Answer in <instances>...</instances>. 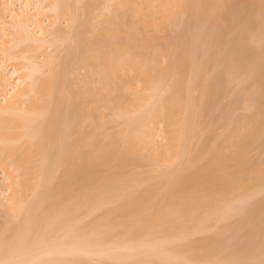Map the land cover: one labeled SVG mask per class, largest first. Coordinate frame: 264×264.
<instances>
[{
	"label": "bare ground",
	"instance_id": "bare-ground-1",
	"mask_svg": "<svg viewBox=\"0 0 264 264\" xmlns=\"http://www.w3.org/2000/svg\"><path fill=\"white\" fill-rule=\"evenodd\" d=\"M46 1L6 0L0 3V10L9 13L12 19L11 26H7L10 24L7 21H0V41L3 45L14 43L17 39L12 41L11 37L18 36L20 39L15 45L29 42L31 50H34L32 53L36 54L35 51L41 53L46 48L53 49L57 40L68 42L74 39L77 42L76 47H69L68 55L65 54L66 58L61 63L56 55L44 52L42 63L33 54L24 66L11 62L13 72L10 82L7 68L12 55L2 45L5 50L0 52V169L8 173L5 181L9 184L3 192L6 194L5 202L10 203L6 210L18 212L23 222L0 228V260L3 258L0 264H11L10 260L7 261L9 257H18L12 264L63 263L67 260L64 259L66 257L59 258L63 254L79 255L72 264H89V259L80 258V254H103L110 262L122 264L127 255L125 262L139 254L144 257L156 255L158 260L164 253L162 257L171 262L175 259L179 261L182 254L190 251L196 252L193 260L198 264L212 261L210 258L214 255L222 254L229 259L214 262L235 264L234 260H246L262 251L264 197L252 204L248 200L252 194H257L255 190L264 187V0H158L156 5L154 0H146L151 19L147 17L144 23L152 25L150 22L160 14L155 19L159 21V27L163 24H173L174 27L177 24V27L183 28L178 27L182 31L179 35L176 26L173 28L177 36L169 41L170 50L164 46L166 51L169 50L167 53L171 54V60L166 53V56L163 53L165 57L154 54L159 46L151 44L156 48L153 53L146 49L147 46L143 48L144 45L136 43V30L131 34H135L132 39L117 37L119 34L115 31L112 36L116 39L115 43L108 45V50L103 52L98 42L90 44L89 40L84 41L85 23L75 6H68L65 0H55L57 4L50 9ZM146 1L126 0L123 5H128V10L130 8L139 14L142 12L140 4H147ZM81 6L77 9L81 10ZM67 10L72 20L71 31L63 33L64 29H59L61 26L56 28L57 21L54 20L55 23L51 19L55 15H65ZM150 10L154 11L153 15H150ZM155 10L158 11L156 14ZM185 13L188 22L180 20ZM103 36L105 33L98 37ZM133 39L144 52L147 50L154 55L146 57V52H139L141 48L137 52L132 46ZM163 45H168V42ZM84 50L89 54L93 50L94 57H86V52L81 55ZM75 52L80 61L76 65L87 64L93 71L94 82L98 81L99 84H96L104 89L93 90L102 94V104L108 108L118 106L125 111L120 121L122 131L108 133V141L101 140L95 131H85L83 124L81 130L80 116L86 105L83 96H79L82 99L76 98L75 89H72L74 93L69 92L71 85L68 92L63 93L66 81H70L64 71ZM2 54L5 59L1 58ZM161 58L171 61V65L161 69ZM45 69L54 71L52 78H38ZM24 70L30 73L26 74ZM128 70L135 72L140 87L131 80L128 83L125 81ZM236 74L244 79L231 103L224 107L223 100L231 94L230 82ZM126 87L134 92L135 100L141 107L136 110L139 112L136 115L129 106L123 109L125 100H118ZM39 93L49 101L39 99ZM82 93L84 95V91ZM96 93L88 94L100 98V94L94 95ZM98 98L94 97V100ZM124 98L128 99L127 94ZM90 101L93 104L99 102ZM102 104H99L100 107ZM183 109L186 114L181 119ZM241 109H252L254 113L238 114ZM89 114L87 116L90 117L92 114ZM154 121L164 125L161 132L170 135L169 161L175 163L171 169L174 176L170 181L167 177L164 179L166 182L162 179L164 183H160L158 191L147 187L145 175L126 172L129 165L158 159L160 151H149L146 139L151 137L148 126L149 123L154 125ZM219 128L224 130L221 135L216 133ZM208 129L214 134L204 137V141L201 139L203 142L198 148H192V141L201 137L200 131ZM256 153L259 157L255 156ZM13 171L18 176L13 175ZM164 172L161 174H169ZM15 180L18 182L15 183ZM129 187L133 190L127 193ZM37 189L42 192L37 193ZM26 191L34 192L32 201L27 200ZM101 210L103 214L93 223L78 220L82 211L95 213ZM146 212H149L148 216ZM207 216L218 222L240 217L233 225L231 222V225L221 224L218 237L212 235L204 242H191L188 235L206 231L203 225L207 221L202 220ZM218 217L220 220H217ZM189 221L198 223L191 227L195 229L198 226L191 234L185 226ZM147 236L161 237L162 241L165 240L162 243L167 245L163 247L162 243L154 242L160 246L141 249L146 245L143 240ZM122 237L127 241L123 239L125 245L120 242ZM184 237L188 240L180 239ZM173 239L179 244L174 246ZM119 245L121 250L126 248L134 254L120 256L123 253ZM107 248L110 252L105 250ZM227 248L230 251L225 253ZM4 258L7 259L5 262Z\"/></svg>",
	"mask_w": 264,
	"mask_h": 264
},
{
	"label": "rangeland",
	"instance_id": "rangeland-1",
	"mask_svg": "<svg viewBox=\"0 0 264 264\" xmlns=\"http://www.w3.org/2000/svg\"><path fill=\"white\" fill-rule=\"evenodd\" d=\"M4 1H6V0H0V3H2V2H4ZM56 1H58V0H56ZM55 0L53 1V0H47L46 2H47V7L49 6L50 7V9H53V7H54V5H56L57 4V2H56ZM66 1V3L67 4H69L68 6H70V4H71V6L73 5V6H75L76 8V11L79 13V16L84 20V27H83V30L86 32H84V34H83V36H84V41H86V39L87 40H89L88 42L91 44L92 42H98L97 43V45L98 44H100L99 45V48H102V50H103V52H106L108 49V45L110 46V45H112L113 43H115V42H113L114 41V39L115 38H113L114 37V34H115V31H116V34H119V36H117V35H115V36H117V37H123V39L124 38H127L128 39V37L130 38L131 37V39H132V36L133 37H135L134 35H131V34H133V33H135L136 31H137V41H136V43H138V44H142L141 46H143V48L144 47H146V49L148 48V50H149V52H155V49L156 48H154V47H157V46H159V47H157V52H155L154 54H159V55H161V57L162 56H166V54L168 55V57H169V60H171L172 59V56H171V54H170V56H169V54L167 53V51H169L170 50V47H169V45H170V42L173 40V38L175 37V36H177L176 35V33L175 32H173L174 30H173V28H175V26H176V28H175V30H179L177 33H178V35H179V33H181L180 32V29L177 27V24L174 26V27H172L173 26V24H172V26L170 25V24H163L164 25V28H163V25L162 26H160L159 27V21L158 20H156V21H158V23L155 21V19H156V17H157V15H156V17H155V19H154V21L153 22H155V24L156 25H154L153 26V22H150V23H152V25H150L149 24V26L146 24V22L144 23V21H146L147 19V17H148V19L150 18L151 19V17L149 16V12H148V9H150V6L148 7V6H146V5H148V3H147V1L146 0H140V2H144L145 3V1H146V3L147 4H140L139 2V4H140V6H141V8L142 9H140V11H142L141 13H139V14H141V16L140 17H138V13H134L133 12V10L132 9H130L129 8V10H128V5H123L125 2L124 1H126V0H65ZM80 3H79V2ZM137 1H139V0H137ZM152 1V0H151ZM155 2V5H156V2H158V0H154ZM56 3V4H55ZM83 3V4H82ZM91 4V6L92 7H90V4ZM93 3V4H92ZM120 3V4H119ZM153 3V2H152ZM154 3H153V5H154ZM54 4V5H53ZM82 6H81V5ZM52 5V6H51ZM78 5V6H77ZM88 5V6H87ZM114 5L116 6V7H118V8H116V7H114ZM81 6V10L80 9H77V7L79 8ZM122 6H127V8L126 7H122ZM157 6H158V4H157ZM87 7V8H86ZM113 7V8H112ZM91 8V9H90ZM112 8V9H111ZM116 8V9H115ZM148 8V9H147ZM50 9H49V11H50ZM88 9H90V10H88ZM117 9H118V11H117ZM88 11V12H85V11ZM111 10H113V11H111ZM115 10L117 11L116 13H117V15H116V13H114L115 12ZM68 11V10H67ZM81 11V12H80ZM83 11V12H82ZM131 11V12H130ZM140 11H138V12H140ZM151 11V13H150V15L154 12V11H152V10H150ZM2 12V13H1ZM51 12V11H50ZM69 12L70 11H68V12H65L66 14L64 15H62V16H56L55 15V17L53 18L52 17V19H51V21L53 22L54 20H56L57 21V23H56V25H58L56 28H58L59 26H61V28H59V29H64L62 32L64 33L65 32V30H66V32H69L68 30L70 29V31H71V22H72V20H71V17H70V15H69ZM156 12H158V11H156L155 10V14H156ZM5 12H3V11H1L0 10V21H2V22H6L7 21V23H10V22H12V19L9 17V13H5ZM77 13V14H78ZM120 13V14H119ZM131 13H132V15H131ZM3 14V15H2ZM52 12H51V14H49V15H51L52 16ZM84 14H86V15H84ZM88 14H89V16H88ZM119 14V15H118ZM135 16H137V17H135ZM186 14V13H185ZM124 15V16H123ZM153 15V14H152ZM54 16V15H53ZM85 16V17H84ZM86 16H87V19H86ZM117 17V18H114V17ZM122 17V18H120V17ZM158 16H160V14L158 15ZM183 16V15H182ZM187 16V14L185 15V17L184 18H180V20L181 19H183L184 20V22H185V19L187 18L186 17ZM154 17V16H153ZM4 18V19H3ZM159 17H157V19H158ZM143 19H145V20H143ZM153 19V18H152ZM89 20V21H88ZM105 20H107V21H105ZM109 20V21H108ZM128 20V21H127ZM179 20V21H180ZM182 20V21H183ZM187 20V19H186ZM86 21V22H85ZM149 21V20H148ZM178 21V22H179ZM189 21V18H188V20H187V22ZM105 22H108V23H105ZM129 22V23H128ZM186 22V23H187ZM102 23V24H101ZM129 25H128V24ZM183 23V22H182ZM106 24V25H105ZM110 24V25H109ZM181 23H179L178 25H180ZM11 26V23L10 24H8L7 26ZM145 25H147V27L145 26ZM167 25H169L170 27H167ZM182 25V24H181ZM185 25V24H184ZM183 25V26H184ZM126 26V27H125ZM136 26V27H135ZM141 26V27H140ZM152 26H153V28H152ZM183 26H181V27H183ZM116 27H117V29H116ZM128 27H129V29H128ZM143 27V28H142ZM149 27V28H148ZM172 27V28H171ZM126 29V30H124V29ZM147 28V30H145V29ZM159 28H161V29H159ZM171 28V29H170ZM120 31H119V30ZM183 29V28H182ZM181 29V30H182ZM112 30V31H111ZM118 30V31H117ZM133 30V31H132ZM136 30V31H135ZM139 30H141V31H139ZM145 32H144V31ZM162 30H164V31H162ZM109 31H111L110 32V34H109ZM114 31V32H113ZM127 31H129V32H127ZM132 31V32H131ZM135 31V32H134ZM113 32V33H112ZM119 32V33H118ZM122 34H121V33ZM125 32V33H124ZM126 32H127V34H126ZM174 33V36H173V33ZM101 33H105V36H103L102 38H99L98 36H101ZM107 33V34H106ZM111 33L113 34V35H111ZM123 33H124V35H123ZM138 33L142 36H139L138 35ZM144 33H146L145 35H144ZM130 34V35H129ZM86 35V36H85ZM147 35V36H146ZM109 36V37H108ZM113 36V37H112ZM128 36V37H127ZM138 36H139V38H138ZM172 36V37H171ZM52 37H54V36H52ZM56 37V36H55ZM86 37V38H85ZM98 38V39H96V38ZM140 37H141V40H140ZM149 37V38H148ZM151 37V38H150ZM155 38V39H153V38ZM171 39H170V38ZM10 38V37H9ZM14 40H13V39ZM17 39V41H15L16 39ZM50 38V37H49ZM95 38V39H94ZM143 38H144V40H143ZM11 39H12V41H15L14 43L13 42H8V44L7 45H3L2 44V42L0 41V43H1V45H0V52L4 49V48H6V49H8L7 51H9L8 53H10V55H12L11 56V60H9L8 62H9V64H10V66H8V68H7V71H8V69H9V73L7 72V75L9 74V76L7 77V78H9L10 76H11V73L13 72V68H12V66L13 65H21V66H24V65H26V64H28V59L30 58V57H32L33 55H37L38 56V58H37V60H39L38 62H40V63H42V62H44V60L43 59H45L43 56H41L42 55V53L44 52V53H46L47 55H52L53 54V56H55V57H57L56 59H57V61H58V59H59V61L58 62H62L65 58H66V56L68 55V49H69V47L71 46V48H74V47H76V41L74 40V39H70V40H72V41H70V40H68V42L66 41H63V40H57V44H56V46H57V48H56V46H54V48H55V50H54V48L52 49H48V48H46V50H41V51H39V52H41V53H38V52H36L35 51V53L36 54H34V53H32V52H34V50H31V46H30V44H29V42H26V43H23V42H21V43H19V45H15L17 42H18V39H20V38H18V36H12L11 37ZM52 40H54L53 38H51ZM139 39V40H138ZM151 39H153V40H151ZM170 39V40H169ZM95 40V41H94ZM101 40V41H100ZM126 40V39H125ZM134 40V42H132V46H134L135 47V50L138 52L139 50L138 49H140L141 47H139L140 45H138V44H136L135 43V39H133ZM166 40H168L167 42H168V45H163V44H167V42H166ZM11 41V40H10ZM54 41H56V39L54 40ZM73 41H74V44H73ZM105 41V42H104ZM107 41H109L108 43H107ZM115 41H116V39H115ZM145 41V42H144ZM147 41V42H146ZM148 41H153L152 43L150 42H148ZM155 41H156V43H155ZM166 43H165V42ZM170 41V42H169ZM49 42V41H48ZM52 42V41H51ZM50 42V43H51ZM70 42V43H69ZM76 42V43H75ZM103 42V43H102ZM142 42V43H141ZM11 43V44H10ZM49 43V44H50ZM68 43V44H67ZM89 43L87 44V42H86V44L87 45H89ZM101 43L103 44V46H101ZM48 44V45H49ZM52 44V43H51ZM154 46V47H152V45ZM161 44V45H160ZM4 46V48H3V46ZM48 45H47V47H48ZM5 46H7V47H5ZM50 46V45H49ZM73 46V47H72ZM104 46L106 47V48H104ZM149 46V47H148ZM164 46H166V48H169V50H167L166 51V49H165V47ZM152 49H151V48ZM154 48V49H153ZM164 50H162V49ZM32 49H33V47H32ZM57 49V50H56ZM107 49V50H106ZM142 49V48H141ZM141 49H140V51L139 52H144L143 51V49H142V51H141ZM159 49H161L162 51H160ZM5 50V49H4ZM52 50H53V52H52ZM86 50V49H85ZM84 50V52L83 53H81V55L82 54H84L86 51H89L88 49L85 51ZM98 51H101V49H97ZM154 50V51H153ZM172 50H174L175 51V49H171V51ZM93 51V50H92ZM91 50H90V54H89V52H86V54H85V56L86 57H94V55L95 54H93V52H92ZM147 51V50H146ZM145 51V52H146ZM166 51V52H165ZM170 51V52H171ZM102 52V51H101ZM144 52V53H145ZM149 52L147 53L146 52V57H147V55L149 56H152V55H154V54H152V53H150L149 54ZM160 52V53H159ZM162 52V53H161ZM173 52V51H172ZM96 53H98L97 51H96ZM163 53H164V55H163ZM166 53V54H165ZM175 53V52H174ZM33 54V55H32ZM39 54V55H38ZM65 54H66V56H65ZM75 54H76V52L74 53V57L76 58L77 56H75ZM93 55V56H92ZM144 55H143V57H144ZM164 56V57H165ZM74 57L73 58H71L70 59V61H69V64H67L68 66H66L65 68H66V71H64L65 72V74H66V77H67V80H70V81H68V83H67V81H66V85H65V91L63 92V93H66V92H68V89H69V92H70V90L73 92V90L74 91H76L77 92V90L76 89H78V92L76 93H74V94H76L75 96H76V98H79V99H82V97H79V96H83V101L86 103V105H85V108H84V110H83V113L81 114L82 115V117L80 116V128H81V126H82V124H83V126H82V128L83 129H85V131H87L88 129L90 130V132H96V136L98 135V137L99 138H101V140H103V141H108V133H109V135H111L113 132L115 133V132H117L118 130L120 131L122 128H121V116L125 113V111H122V108L120 107H118V106H115V108L114 107H110V108H108V106L106 107V105H104V104H102L103 102L102 101H100L101 100V95L102 94H100V92L99 93H96V91H94L96 94H94V95H97V94H100V98H98L99 96H93V94H88V93H94L93 92V90H95L96 88H99V90H102L101 88H100V86L101 85H97L96 84V82L99 84V82L98 81H96V82H94L95 80H93V77H92V73H93V71L88 67V65L86 64H84V63H82L83 64V66H80L81 65V63H79L80 65H76L78 62H80V61H78L79 60V58H76V59H74ZM171 57V58H170ZM1 58L2 59H5L6 57L2 54L1 55ZM40 58H42V59H40ZM145 58V57H144ZM150 58V57H149ZM145 59H147V58H145ZM164 58H161V61H160V63H162L161 64V69H166V68H164V67H169L171 64H170V62L169 61H167L166 59H164ZM168 59V58H167ZM26 60H27V62H26ZM40 60H42V61H40ZM13 63V65H12V63ZM77 62V63H76ZM169 65V66H168ZM87 66V67H86ZM84 67V68H83ZM86 67V68H85ZM65 70V69H64ZM89 70H90V72H89ZM24 72L27 74V73H30V71H28V70H24ZM54 71H50V70H48V69H45V70H43L42 71V74H40L39 76H38V78H40V79H50V78H52L53 76V73ZM67 72V73H66ZM92 72V73H91ZM91 75V76H90ZM42 76V77H41ZM136 75H135V72L134 71H129L128 70V74L126 75V79L127 80H125L126 82L128 81V82H130V80L132 81L131 83H135L134 85L135 86H137V87H140V85H139V80L137 81V77H135ZM242 75H239V74H236L235 75V77L232 79V81L230 82V86H231V90H232V92H231V94L229 95V96H227L224 100H223V104H224V107L225 106H228L230 103H231V100L233 99V97H234V95L237 93V91L240 89V87H241V83H242V81H243V79H244V77L242 76ZM37 77V76H36ZM11 78V77H10ZM9 78V80H8V82H10L11 81V79ZM190 79V78H189ZM72 82V83H71ZM127 82V83H128ZM70 83V84H69ZM68 84V85H67ZM72 86V88H71V86ZM70 86V87H69ZM69 87V88H68ZM86 87H88L87 89H84V88H86ZM135 88V87H134ZM63 89V90H64ZM73 89V90H72ZM83 90L84 91V95H81V94H83L82 92L83 91H81V90ZM92 90V91H90V90ZM67 90V91H66ZM79 90H80V92H79ZM88 90V91H87ZM104 90V89H103ZM102 90V91H103ZM130 89H128L127 87L123 90V93L121 92V94H122V96H121V98H119V96H118V100L120 101V99L123 101V100H125V105H123V109H124V106H129V107H131V111H133V114L134 115H136V114H138L137 112H136V110L138 109V111H139V109L141 108V107H139V103L138 102H136V100H135V97H134V95H133V91L132 90H130ZM90 91V92H89ZM195 91V90H194ZM87 94H86V93ZM127 94V97H128V101H126V99L124 98V99H122V97H125V93ZM79 93V94H78ZM192 93H194V92H192ZM69 94V93H68ZM67 94V95H68ZM123 94H125V95H123ZM197 94H199V91H198V93ZM77 95H78V97H77ZM87 95V96H86ZM88 95L90 96V97H88ZM103 95H104V92H103ZM119 95H120V93H119ZM192 95V94H191ZM195 95H196V92H195ZM200 95V94H199ZM92 96H93V98H92ZM117 96V95H116ZM193 96V95H192ZM37 97L39 98V99H45V97H44V95H41L40 93L37 95ZM84 97L86 98V99H88V100H84ZM94 97H96V98H98V100H99V102H95L96 104H93L92 103V101H90L89 102V100H93V101H98L97 99H95L94 100ZM196 97V96H195ZM197 97H198V95H197ZM91 98V99H90ZM194 98V97H193ZM44 101H46V102H48L49 100H48V98H46ZM86 101H88V102H86ZM117 102V101H116ZM116 102H115V104H116ZM121 102V101H120ZM124 102V101H123ZM93 105H92V104ZM102 104V107H100L101 105H99V104ZM47 104V103H46ZM98 104V105H97ZM123 104V103H122ZM89 105V106H88ZM103 105H104V107H103ZM116 105H118V102H117V104ZM87 107H89V108H87ZM91 108H92V110H91ZM93 108H94V110H93ZM133 108V109H132ZM183 108V107H182ZM88 111V113H87V111ZM135 109V110H134ZM184 109H186V108H184ZM183 109V110H184ZM91 112H90V111ZM92 111H93V113H92ZM182 111V110H181ZM185 111V112H184ZM183 111V117H180L181 119H183L184 117H185V114H186V110H184ZM92 114V115H90V114ZM179 113H181L180 111H179ZM238 114H253L254 113V110H252V109H241V110H239L238 112H237ZM87 114H89L90 115V117L89 116H87ZM181 115V114H180ZM92 116V117H91ZM178 116V115H177ZM85 117H89L88 118V120L87 119H85ZM84 118V119H83ZM179 119V118H178ZM82 120H83V122H85V123H83L82 122ZM87 120V121H86ZM177 120V119H176ZM180 120V119H179ZM178 121V120H177ZM183 121V120H182ZM182 121H179V122H182ZM156 122H158V121H154V123L155 124H157V125H155L154 123V125H151L150 123H149V125L150 126H148L149 128H148V130H149V133L151 134V137H147L146 139L148 140V149H149V151H151V152H155V151H160L159 152V156H158V159H156V160H145V161H143L142 163H140L139 165H129V166H127L126 167V172H127V174L129 173V174H137V175H142V176H144L145 175V177H147L146 178V180L147 181H145V184L147 185V187L148 188H151L152 190H154V191H158L160 188V183H162L163 181H161L162 179L164 180V179H166V177H167V180H171V178L174 176V172L173 171H171V169H173V165L175 164V163H173V162H171V161H169V159H170V157H169V154H170V151H169V145H168V143H169V138H170V135H167L166 133H164L165 131H163V132H161L162 130H164V128H163V126L164 125H162V124H159L158 125V123H160V122H158V123H156ZM121 125V126H120ZM63 125H61V127H62ZM85 126V127H84ZM82 128H81V130H82ZM163 128V129H162ZM162 129V130H161ZM88 130V131H89ZM91 130H93V131H91ZM84 131V130H83ZM118 131V132H119ZM122 131V130H121ZM94 132V133H95ZM205 131L203 130V132H201L200 131V135H201V137L200 138H196L195 140H193L192 142H193V144L194 145H192V148H198L201 144H202V142L204 141V137H206L207 138V136L208 135H213L214 133H212L209 129L208 130H206V132L204 133ZM113 133V134H114ZM163 133V134H162ZM216 133H219L218 135H221V134H223L224 133V130L222 129V128H219L218 130H217V132ZM210 137V136H209ZM201 139H203V141L201 140ZM89 139L87 138V141H88ZM201 142V143H200ZM190 143H191V140H190ZM189 143V144H190ZM194 146V147H193ZM255 156L256 157H259V153H256L255 154ZM174 167H175V165H174ZM11 170V169H10ZM9 170V171H10ZM12 171V170H11ZM10 171V172H11ZM15 171V170H14ZM14 171H13V175H15V176H18L17 175V173H14ZM164 171H166V173H169L168 175H163V174H161V173H163ZM6 172V171H5ZM5 172H3V169H0V228L1 227H10V226H14V225H18V224H21L22 222H23V217L18 213V212H7V210H6V207L10 204V203H6L5 202V199H6V194H3V192H5V190H6V186L9 184L8 182L9 181H5V180H7V177H8V173L6 172V174H5ZM17 172V171H16ZM132 172V173H131ZM173 172V173H172ZM172 173V174H171ZM19 174V173H18ZM164 174H165V172H164ZM14 176V177H15ZM161 181V182H160ZM165 182H166V180H164ZM6 182V183H5ZM18 182V180H15V183H17ZM168 182V181H167ZM4 183V184H3ZM164 183V182H163ZM144 184V185H145ZM131 190H133V188L132 187H129L127 190H126V192L128 191H131ZM40 192H42L41 191V189H37V193H40ZM127 192V193H128ZM255 192H257V194L256 193H254V194H256V195H253L252 194V197L248 200L251 204L252 203H255L256 201H258V199L260 200V197L262 198V197H264L263 195H264V187H261V188H259V189H257V191L255 190ZM2 193V194H1ZM248 193H252V192H248ZM3 195V196H2ZM34 192L33 191H26V197H27V200L28 201H32L33 199H34ZM249 198V197H248ZM3 199V200H2ZM6 203V204H5ZM8 204V205H7ZM102 212H104L103 210H101V211H97V212H95V213H90V212H86V211H82V212H80L79 213V217H78V220H79V218H80V220L82 221V222H85V223H93L94 221H96L97 220V218H99V215H101V214H103ZM149 215V212H146V216H148ZM212 216V215H211ZM240 217V216H239ZM238 216H236V217H231V220H229V221H221L220 219H219V217H218V219L217 220H220L219 222L218 221H214L213 219L211 220L210 218H209V216H207V217H205V218H203V220H202V222L204 221L205 222V219H206V223H205V225H203V227H206V228H204L206 231L205 232H202V233H198L197 232V234H194V235H191L190 237H189V235H188V239L189 240H191V242H194V241H196L195 243H197V241H202V242H204L205 240H207V239H209L212 235H213V237H214V235H216L217 237L219 236V234H221V232L219 231V228L221 227V224H222V226H223V224H224V226L225 225H228L229 224V222H231V224L233 225V224H235L234 223V221H239V220H237L238 218H239ZM212 218H214V216L212 217ZM216 218V217H215ZM221 218V217H220ZM222 220L223 219H225V218H221ZM209 220H211V221H209ZM233 222V223H232ZM195 223V222H194ZM192 224V222H188V223H186V229H187V231L191 234L192 232H193V229H194V227H193V229L191 228L193 225H195V224H198V223H195V224ZM226 223V224H225ZM231 224H229V225H231ZM5 225V226H4ZM7 225V226H6ZM9 225V226H8ZM220 226V227H219ZM196 228L194 229L195 231H196V229H197V227L198 226H195ZM219 227V228H218ZM251 228V227H250ZM120 230V229H119ZM202 230V229H201ZM204 231V230H203ZM220 232V233H219ZM188 233V234H189ZM194 233V232H193ZM217 233H219L218 235H217ZM86 235H88V234H86ZM186 236V235H185ZM210 236V237H209ZM221 236V235H220ZM206 238V239H205ZM120 239V238H119ZM122 239V241L120 240V242H122V244L123 245H125L126 243H127V241H126V239L125 238H121ZM126 241V243L124 242V240ZM161 239V240H160ZM165 239V238H164ZM180 239H183V240H185L186 239V237H184V238H180ZM188 239H186V240H188ZM174 240V239H173ZM172 240V241H173ZM177 240V239H176ZM165 241V240H164ZM164 241H162V238L161 237H158V236H147L146 238H144V240H143V242H145L144 244H146V245H143V248H141V249H149V248H151V247H158V246H160V245H164V246H166L165 244H163L162 242H164ZM171 241V242H172ZM180 241V240H179ZM154 242H157V243H162V244H160V245H158V244H155ZM168 241L166 240V243H167ZM170 242V243H171ZM178 242V241H177ZM183 242H186V241H183ZM190 242V241H189ZM173 243H175V240H174V242H172V244ZM180 243H182L181 241H180ZM201 243V242H200ZM119 244H121V243H119ZM141 244H143V243H141ZM141 244H139V245H141ZM168 244H169V242H168ZM179 244V243H178ZM178 244H174V246H176V245H178ZM158 245V246H157ZM120 246V252L121 253H123V255H120V256H125V255H127V254H132V252L133 251H131V250H128V249H126V248H123L122 250H121V245H119ZM163 246V247H164ZM173 246V247H174ZM262 246H263V249H262V251H260L259 253H257L254 257H251V258H248V259H246V260H241V261H237V260H234L235 261V264H262V262H264V237H263V241H262ZM124 247V246H123ZM168 247V246H167ZM172 246L170 247L169 246V248H173ZM119 249H117V251H118V254H120V252H119ZM106 251H108V248L107 249H105ZM105 250H104V252H105ZM131 251V252H130ZM228 251H230V248L228 249H226L225 250V253L226 252H228ZM108 252H110V251H108ZM198 252V251H197ZM195 253L196 252H194V251H190V252H187V253H184V254H182L180 257V259H179V261H177L176 259L175 260H171V262H169V260H167V259H165V258H163L162 256L163 255H165L164 253L162 254V256L160 257V258H158V260H157V256L156 255H153V256H149V257H144V255H142V254H139V255H136L135 257H134V259H132V260H128L127 259V261L125 262V259H126V257H128V255L125 257V259H124V261H123V263L122 264H139V262H142V263H144V264H198V262H195V260H193V255H195ZM133 254H134V252H133ZM69 255H70V257H69ZM82 254H80V258L82 257H84V258H88V259H85V260H88L89 261V264H114V262L115 261H109V258H104V256H103V254H99V256L97 255H94V254H87V255H83V256H81ZM92 255V256H91ZM109 255L111 256V254L109 253ZM108 255V256H109ZM196 255H198V253L196 254ZM14 256H16L15 254H14ZM85 256H87V257H85ZM109 256V257H110ZM156 256V257H155ZM174 256H175V254H174ZM7 257H9V256H6L5 258H7ZM63 257H66V258H64V259H67V260H64V261H62L63 263H61V261H59V262H55V264H72L73 262H74V260H76V259H78L79 258V255H77V254H66V255H60L59 256V258L61 259H63ZM74 259H73V258ZM103 257V258H102ZM158 257H159V255H158ZM171 257H173V256H171ZM177 257V256H176ZM192 257V258H191ZM195 257V256H194ZM4 258V259H5ZM10 258V259H9ZM8 258V260L7 259H5L4 260V262L7 260V261H9V263H13V262H15V260L18 258V257H15L16 259H12V257H9ZM3 259V258H2ZM1 259V260H2ZM168 259H170V258H168ZM195 259H196V257H195ZM210 259H212V261L210 260ZM209 260L211 261H208V262H206L205 261V263H203V264H218L217 262H214V261H216L217 259H219L218 261H222V260H225V259H229V258H225L224 257V254H222V255H214L212 258H210ZM0 260V261H1ZM14 260V261H13ZM111 260V259H110ZM66 261V262H65ZM68 261V262H67ZM70 261H72V262H70ZM163 261H164V263H163ZM113 262V263H112ZM117 263H118V261H116ZM115 262V263H116ZM121 262H122V260H121ZM125 262V263H124ZM169 262V263H168ZM214 262V263H213ZM54 263V262H53ZM53 263H49V264H53ZM120 263V262H119ZM141 264V263H140Z\"/></svg>",
	"mask_w": 264,
	"mask_h": 264
},
{
	"label": "snow or ice",
	"instance_id": "snow-or-ice-1",
	"mask_svg": "<svg viewBox=\"0 0 264 264\" xmlns=\"http://www.w3.org/2000/svg\"><path fill=\"white\" fill-rule=\"evenodd\" d=\"M262 264H264V262H262Z\"/></svg>",
	"mask_w": 264,
	"mask_h": 264
}]
</instances>
